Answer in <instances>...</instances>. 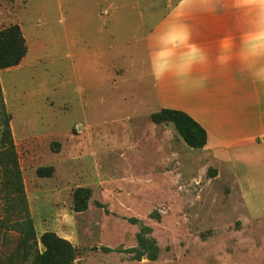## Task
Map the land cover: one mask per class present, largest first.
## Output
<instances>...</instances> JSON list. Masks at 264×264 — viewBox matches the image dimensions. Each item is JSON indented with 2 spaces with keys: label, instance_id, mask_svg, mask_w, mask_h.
Masks as SVG:
<instances>
[{
  "label": "rangeland",
  "instance_id": "rangeland-1",
  "mask_svg": "<svg viewBox=\"0 0 264 264\" xmlns=\"http://www.w3.org/2000/svg\"><path fill=\"white\" fill-rule=\"evenodd\" d=\"M178 1L0 0V31L19 26L28 47L0 84L31 217L39 240L52 232L77 248L74 264H264V219L172 124L152 121L144 17ZM79 188L92 190L83 213ZM6 203L0 191V264H22ZM141 232L157 261L116 252Z\"/></svg>",
  "mask_w": 264,
  "mask_h": 264
},
{
  "label": "crops",
  "instance_id": "crops-1",
  "mask_svg": "<svg viewBox=\"0 0 264 264\" xmlns=\"http://www.w3.org/2000/svg\"><path fill=\"white\" fill-rule=\"evenodd\" d=\"M144 19L154 22L143 50L159 111L206 131L207 163L263 220L264 0H179Z\"/></svg>",
  "mask_w": 264,
  "mask_h": 264
},
{
  "label": "trees",
  "instance_id": "trees-1",
  "mask_svg": "<svg viewBox=\"0 0 264 264\" xmlns=\"http://www.w3.org/2000/svg\"><path fill=\"white\" fill-rule=\"evenodd\" d=\"M27 54L28 47L19 26H10L0 31V71L16 68ZM11 121L12 117L4 103L0 84V191L5 194L7 202L5 227L20 235L18 256L22 264H74L78 250L70 242L52 232L44 233L40 240L37 237L28 206ZM152 121L156 125L172 124L185 144L192 149L201 150L207 144L206 131L182 112L161 110L152 116ZM52 173V168H41L37 171V175L41 178H49ZM91 196V189H77L73 195L74 211L76 213L87 211ZM11 220H13V226H10ZM143 235L144 233L141 232L138 236L139 246L137 248L116 252L132 254L135 261L143 259L151 262L157 261L159 248L156 241L145 239ZM39 245L43 247V252H40ZM102 251L104 253L113 252L109 248H103Z\"/></svg>",
  "mask_w": 264,
  "mask_h": 264
}]
</instances>
